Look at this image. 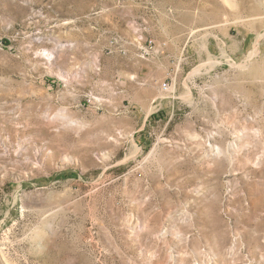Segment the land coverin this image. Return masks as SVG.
<instances>
[{"label":"rangeland","instance_id":"obj_1","mask_svg":"<svg viewBox=\"0 0 264 264\" xmlns=\"http://www.w3.org/2000/svg\"><path fill=\"white\" fill-rule=\"evenodd\" d=\"M0 264H264V0H0Z\"/></svg>","mask_w":264,"mask_h":264},{"label":"built area","instance_id":"obj_2","mask_svg":"<svg viewBox=\"0 0 264 264\" xmlns=\"http://www.w3.org/2000/svg\"><path fill=\"white\" fill-rule=\"evenodd\" d=\"M168 87H167V85H164V89H167Z\"/></svg>","mask_w":264,"mask_h":264}]
</instances>
